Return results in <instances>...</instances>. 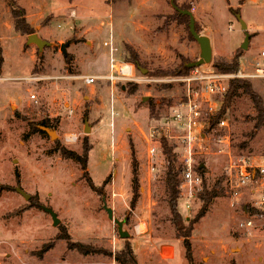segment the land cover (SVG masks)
<instances>
[{"label":"rangeland","instance_id":"374dc122","mask_svg":"<svg viewBox=\"0 0 264 264\" xmlns=\"http://www.w3.org/2000/svg\"><path fill=\"white\" fill-rule=\"evenodd\" d=\"M14 1L41 42L14 30L7 0H0V264H126L119 253L127 248L133 264H264V215L246 209L253 201L249 191L227 196L216 184L230 159L264 156V121L257 122L253 96H235L213 127L207 119L220 110L225 94L202 105L191 166L204 182L191 198L179 185L176 204L184 229L191 228L188 259L170 221L162 148L164 139L174 163L187 166L171 114L184 86L150 75L200 57L189 18L176 11L178 4L192 12L195 30L210 40V60L193 68L218 73L216 60L236 59L239 70H249L264 47V0ZM107 41L117 48L118 60L136 65V78L155 80L135 81L134 89L128 84L134 81L106 80ZM86 75L99 78L87 84ZM219 77L226 91L233 77ZM250 82L264 104V82ZM43 118L57 120L56 130L39 125ZM33 126L45 134L31 131ZM70 133L78 140L66 141ZM55 141L78 153L88 142L87 175L78 162L53 150ZM88 176L100 187L98 194L88 186ZM177 177L180 184L182 173ZM203 183L215 194L198 217ZM259 184V178L248 183L256 199ZM115 219L127 236L119 235ZM248 220L251 226L245 225ZM163 246L173 249L171 258L160 256ZM43 247L47 250L39 257Z\"/></svg>","mask_w":264,"mask_h":264},{"label":"built area","instance_id":"2783aa9c","mask_svg":"<svg viewBox=\"0 0 264 264\" xmlns=\"http://www.w3.org/2000/svg\"><path fill=\"white\" fill-rule=\"evenodd\" d=\"M117 48L112 45L111 42H106L105 54L110 57L109 73L104 77L106 80L112 82L114 80H127L138 81L143 80L150 82L155 80L153 78L138 79L133 73V64L126 62L125 60H118L115 56ZM112 69L114 72H112ZM219 76H230L244 78L249 81L264 82V47L259 50L257 60L252 68L246 71L238 70L235 74L227 73H213V72H200L198 68H192V70L184 75L170 77L165 79L166 82L177 81L183 84V94L177 104L172 109V119L175 123V128L179 129L181 134L178 136L181 143L184 144L187 150L186 164L183 173L180 188L184 187L185 194L191 198L195 195V188L201 185V178L197 171L192 168L191 161L193 160L192 154L193 144L195 143L197 136L195 130H198V126L201 124V109L202 105L208 102V98L217 94L224 93L222 88V78ZM99 77L96 75H86L83 80L87 84L93 83ZM260 83V82H259ZM228 87V83L225 84ZM226 90V89H225ZM208 95L204 97V94ZM248 95V94H247ZM211 108V107H210ZM221 123H224L221 121ZM177 130V131H179ZM154 130L153 133L154 134ZM199 133V138L202 137V133ZM66 141H77L78 135L76 133H70L66 135ZM155 148L151 147L150 152L154 153ZM225 176L220 182V187L225 195H238L245 193L244 190L249 191L248 199L251 201V206L257 213L264 215V156L258 161H250L244 157L237 159H230L229 163L224 169ZM259 178L260 184L257 190L258 199H256L251 190L248 189V183ZM253 191V190H252ZM248 207V205H247ZM246 207V209H247ZM246 226H251L252 221L245 222ZM162 258H171L173 256V249L169 246L161 247L159 252Z\"/></svg>","mask_w":264,"mask_h":264},{"label":"trees","instance_id":"16d2710c","mask_svg":"<svg viewBox=\"0 0 264 264\" xmlns=\"http://www.w3.org/2000/svg\"><path fill=\"white\" fill-rule=\"evenodd\" d=\"M7 3L10 7V13H11V16L13 19L14 30L16 32L20 33L21 35H28L29 36L30 34H32L34 32V28H33L32 24L27 20V18L25 16L24 9L21 6L17 5L14 0H7ZM178 7L180 9L186 8V7L180 6L179 4H178ZM176 11L178 12V9H176ZM178 13L180 14V12H178ZM178 13H177V15H179ZM184 16H186V15H184ZM129 54L138 63V56L131 49H129ZM125 61L129 62L131 64H134L128 58ZM1 62H2V60L0 58V68H1ZM238 66L239 65H238V62L236 59H234L230 62H228L224 59H218L213 63V67L217 72L227 73V74L237 73L239 70ZM177 67H178V69H175L174 71L154 69V70L150 71V75H151V77H154V76H156V77H171V76L173 77V76H176L177 77V76L186 74L187 72H189V70H191L193 68V67L188 66L187 61L180 63L179 65H177ZM128 84L131 85V89H134L136 87L135 82H129ZM168 85H169L168 83H163V87H167ZM224 94H225L224 95L225 98L222 101L223 105H221L220 110L213 115H209V118L207 119L208 127H210V126L213 127L219 121V119L223 116V113L225 111L227 104L230 103L234 99V97L239 95V94H251L253 96L254 103H255L254 108L256 109L257 122L259 124H262V122L264 121V104H262L260 101V95L254 92L252 84L249 80L234 76L233 78H231L229 80L228 88L226 89ZM56 123H57V120H54L52 122L51 120H49V118H43L38 124L49 127L53 130H56ZM30 130L34 131V132L41 133V134H45V131H43L40 127L38 128L36 126H33V127H31ZM162 148H163L164 154L167 156V162H168L166 172H165V189L167 191L168 205H169V210H170V221L172 222L174 228L177 230L178 234L182 237L183 245L185 247L186 256L188 259H190V257H191V243H190L189 237L191 235L190 234L191 228L184 229V226L182 225L181 214L176 209L177 194L179 192L178 188L180 185L177 176L180 173H183L185 168L182 165H179V164L176 165L174 163V154L172 152V149L170 147H168V145L164 139H162ZM89 149H90V147H89V144L87 141H85L83 143L81 153H78L73 149H69L68 147L62 145L59 141L54 142V148H53V150L55 152H58L62 158L71 159V160L78 162L80 167H81V170L83 171V175L88 174L87 169H86V164H87ZM131 151L133 153L132 146H131ZM197 173L200 176L201 181L204 182V178H203L200 170L197 169ZM224 176H225V173H224ZM18 179H19V174H18V172H16V180H18ZM85 179H86L88 186L98 194V190L100 187L96 186V184L92 181L91 177L88 176ZM221 181H222L221 179H218L216 184L220 185ZM137 187H138L137 179H135V181L133 183V197L131 199V205L132 206L136 202ZM203 194L205 195L204 204L201 207L200 211L197 213L198 217L202 216L206 212L207 203L210 201L211 196L214 195L215 192L212 191V193H208V191H206L204 189V183H203ZM248 207H250V206L248 205ZM247 209L251 212H253V211L257 212L252 207L247 208ZM69 247L71 248V245H69ZM46 250H47V247H43L38 252L39 257L44 252H46ZM120 254H123L126 264H133L135 262L133 252L131 249L127 248L123 252L119 253V255ZM119 255L116 256L117 261H120Z\"/></svg>","mask_w":264,"mask_h":264},{"label":"water","instance_id":"95a60500","mask_svg":"<svg viewBox=\"0 0 264 264\" xmlns=\"http://www.w3.org/2000/svg\"><path fill=\"white\" fill-rule=\"evenodd\" d=\"M178 9V8H176ZM178 11L182 14H185L189 17V31L191 33V35L193 36V38L196 40V42L198 43L199 45V48H200V57L199 59H197L196 61L194 62H189L188 63V66L189 67H196V66H199L201 64H203L204 62L206 61H209L210 60V57H211V45H210V40L207 36H204V35H200L196 30H195V20H194V16L192 14V12L190 10H186V9H178ZM242 26H245L244 23L242 22ZM248 38V34L246 33L245 34V39H244V43L242 44V46L244 47L245 46V43H246V40ZM31 40H34L35 42H41V40L36 37L35 35L33 34H30L28 36V41H31ZM50 135H53L54 133L52 131H49L48 129H46ZM104 209L107 211L108 213V216L110 218H113V215H112V209L110 207H107L106 204H104ZM55 221L57 220L56 218H54ZM115 222L117 223L118 225V233L120 236H127L129 233L126 232V231H123L122 230V222L115 219Z\"/></svg>","mask_w":264,"mask_h":264},{"label":"crops","instance_id":"0c3cea01","mask_svg":"<svg viewBox=\"0 0 264 264\" xmlns=\"http://www.w3.org/2000/svg\"><path fill=\"white\" fill-rule=\"evenodd\" d=\"M133 66L136 67L134 64H133ZM96 76H98V75H96ZM98 77H99V76H98Z\"/></svg>","mask_w":264,"mask_h":264}]
</instances>
